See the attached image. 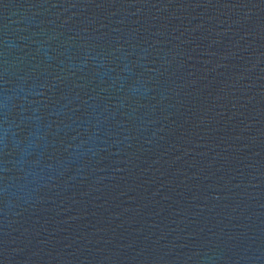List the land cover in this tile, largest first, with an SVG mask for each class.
Wrapping results in <instances>:
<instances>
[{"label": "water", "instance_id": "water-1", "mask_svg": "<svg viewBox=\"0 0 264 264\" xmlns=\"http://www.w3.org/2000/svg\"><path fill=\"white\" fill-rule=\"evenodd\" d=\"M0 264H264V0H0Z\"/></svg>", "mask_w": 264, "mask_h": 264}]
</instances>
